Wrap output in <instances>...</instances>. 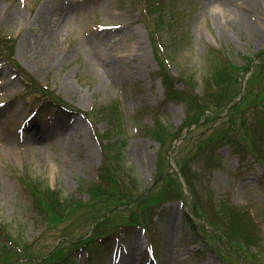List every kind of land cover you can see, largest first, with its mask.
<instances>
[{"label":"rangeland","instance_id":"rangeland-1","mask_svg":"<svg viewBox=\"0 0 264 264\" xmlns=\"http://www.w3.org/2000/svg\"><path fill=\"white\" fill-rule=\"evenodd\" d=\"M211 1L164 0L150 20L144 0H0V250L12 239L33 247L15 264H42L35 259L62 240L72 264H264V165L235 141L210 154L198 144L217 130L231 138L243 100L245 133L264 135V113L255 119L264 109V0H227L228 15ZM217 69L237 78L233 100L186 126L202 112L185 99L204 95ZM161 129L176 139L163 144ZM108 142L132 175L131 193L158 204L108 214V232L122 225L114 242H99L100 223L85 226L84 210L50 227L29 185L88 203L86 189L111 166ZM196 151L189 183L181 169ZM237 213L256 226L257 247L245 253L229 244L246 243Z\"/></svg>","mask_w":264,"mask_h":264},{"label":"trees","instance_id":"trees-1","mask_svg":"<svg viewBox=\"0 0 264 264\" xmlns=\"http://www.w3.org/2000/svg\"><path fill=\"white\" fill-rule=\"evenodd\" d=\"M146 4L145 11L147 12L146 15H149V18L154 16L156 14L155 12L153 13L151 11V8H161L164 6V0H144ZM167 2V0H166ZM148 18V19H149ZM149 20V21H150ZM159 23L160 22H152L150 24V28L153 30L154 29H159ZM158 32V30H155ZM154 33V32H153ZM11 43V41H9ZM167 68V67H166ZM218 71L216 73H213L211 76L212 82L209 84V88L204 92V95L197 96L196 98H186V102L188 108L190 109L191 112L194 110H199V112H202V115L199 116V119L196 121L194 119L189 120V122L186 123V126H190L194 123H197L198 121L203 119L204 112L206 109L213 107L216 108L217 110H220L225 107V104L227 105L230 101L233 100V90L232 86L237 82V78H235L232 75V70H227V69H217ZM24 80L27 79L28 84L30 85V79L31 77L29 74H24L23 75ZM172 78V76H169ZM175 80V78H172ZM28 88V86H27ZM44 91V90H43ZM176 94H179V91L176 90ZM184 93L183 91H181ZM44 93H46L44 91ZM249 93V90L248 92ZM261 97L262 100L264 101V89L261 91ZM50 98V96L45 95ZM189 99H193L194 101H190ZM249 99V97L247 98ZM245 101L243 100L240 104L236 105L233 107L232 111L235 112V119L233 121V125L236 128L234 130L233 136L229 138L228 133L229 132H220L216 131L215 133L211 134L208 136L209 138H204V139H198V144L199 147L201 148H207L209 147L210 149L207 151V154H210L216 150V148H221L232 141L237 142L239 147H245L247 145L248 149L255 155L257 158V161L260 162L262 165H264V135L263 137L259 136L258 134L253 133L251 135H248L245 133V130L248 129V125L245 120L246 118H240L237 113L239 114L241 108L244 106ZM54 103L53 107L57 106L56 108H59L58 102H52ZM258 108V106H257ZM262 115L264 113V109L261 111L260 109H257L255 111V119L256 122L258 121L259 118V113ZM100 115H103L102 112L100 111ZM114 117L118 114H113ZM120 117V115H118ZM260 124V123H259ZM264 133V130H263ZM241 134V137H239ZM155 136H158V140L165 144L168 141H171L173 139H176V135L173 133H168L166 130L161 129L160 131H155L154 132ZM153 135V136H154ZM239 137V138H238ZM109 139V136L107 137ZM193 138V135L191 133L188 135L186 140H190ZM238 138V140H237ZM117 143V142H116ZM110 143L108 142V145ZM105 146V145H103ZM107 149V147H106ZM247 149V148H246ZM247 149V150H248ZM205 151V150H204ZM190 152V151H189ZM188 152V153H189ZM109 153L112 156V159L110 158L111 161V166L110 169L106 168L105 171L102 173V176L99 177L101 179L99 184H96L94 187L90 188L89 191L88 189L87 192H89L90 200L88 203H84L82 201V198L72 196V195H64L60 189L50 191L48 187H40L42 197L40 196V193L38 191V188L35 187V184L33 183L30 186V192L35 198L34 204L36 209L41 213V216H45L46 220L48 221L50 227H55L57 226L60 222H66L72 224V219L71 217H74L76 210L77 213L84 210V219L85 220V226L92 225V223H100V227H97V233L98 237H112L116 232L118 233L120 230L121 226H114L110 232L107 231L106 229V221L105 218L108 216V214H114V212L117 210L118 207L123 206L124 204L127 206L132 205V207H136L138 209L145 210L144 208L153 206L155 204H158L160 201V198L158 197L157 199H151L147 200L144 197V193L140 195H134L131 193L129 187H127V181L133 180L132 175H130L129 171H126V169L121 166V159L122 156L119 154V156L116 153V149L114 145H109ZM198 152L196 151L193 154H190L188 158L185 159L184 164L181 169V173L184 178H189L190 181L189 183H192L191 181V175L189 177V170L192 168V166H187L189 163H192L195 161L197 158ZM191 186V185H190ZM116 192L114 191V189ZM42 190H46V193ZM83 189H81L82 191ZM119 190L121 192H119ZM99 192V195L97 193ZM52 193V195L50 194ZM99 205H101L100 208ZM144 207V208H143ZM98 208V209H97ZM76 213V215H77ZM136 218V217H135ZM234 224L233 225H243L244 229L240 231V234L243 238V240L246 243H241L237 240L232 241L233 243L229 242L230 246H232L233 249L237 253H245L247 250L252 249L255 246L253 243V239L255 237L254 233V228L256 229L255 223L252 220V218L247 214V213H237L234 215ZM132 221L129 223L125 224L127 226L129 225ZM139 220L136 218L134 220V223L132 225H140ZM103 226V228H102ZM51 229V228H49ZM117 235V234H116ZM65 235L62 236V239L64 238ZM12 239V238H9ZM11 243L13 244V248L9 247L6 244L1 245V250L3 254L0 256V264H8L11 262L12 264L18 263L19 259L23 258L24 254L26 255L27 251L30 250L32 245H28L25 247H20L16 241L13 239L10 240ZM16 243V245L14 244ZM64 241L62 240L60 244L55 247V249L51 252V254L46 257H38L35 259L37 263H47V264H72L73 260V252L72 254H69L65 252L64 248ZM69 243V242H68ZM238 246H236V245ZM26 250V251H25ZM31 253L28 254L30 256ZM31 259V258H29ZM46 260V261H45Z\"/></svg>","mask_w":264,"mask_h":264},{"label":"bare ground","instance_id":"bare-ground-1","mask_svg":"<svg viewBox=\"0 0 264 264\" xmlns=\"http://www.w3.org/2000/svg\"><path fill=\"white\" fill-rule=\"evenodd\" d=\"M211 8L217 10L219 13L222 14H227L229 13V3L227 0H212L209 5ZM228 15V14H227ZM225 15V16H227ZM236 20H243L244 17L240 13H236ZM36 142H38V138L35 136L32 137Z\"/></svg>","mask_w":264,"mask_h":264}]
</instances>
